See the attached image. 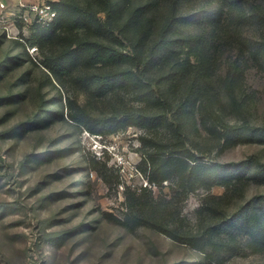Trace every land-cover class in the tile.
I'll return each mask as SVG.
<instances>
[{
  "label": "trees",
  "instance_id": "16d2710c",
  "mask_svg": "<svg viewBox=\"0 0 264 264\" xmlns=\"http://www.w3.org/2000/svg\"><path fill=\"white\" fill-rule=\"evenodd\" d=\"M194 1L50 0L54 19L28 24V40L53 77L59 83L70 80L87 101L115 93L132 96L131 109L98 118L88 102L79 106L66 97L71 109L72 103L78 105L67 116L90 133H113L130 125L168 129L163 148L145 152L141 171L150 184L170 181V197L160 202L145 193L146 187H125L126 210L118 222L129 228L147 225L201 251L205 264H223L230 255L264 253V192L235 211L221 209V216L195 230L179 225L174 202L199 187L221 186L222 193L208 194L201 202V209L215 212L211 204L227 206L243 195L253 168L264 174V164L253 156L234 164L203 160L187 140L194 129L223 147L264 135V128L228 122L222 112L227 101L241 104L240 83L248 67L264 73V0H215L209 8H197L202 2H196L192 12ZM54 117L63 113L36 117L21 128Z\"/></svg>",
  "mask_w": 264,
  "mask_h": 264
},
{
  "label": "rangeland",
  "instance_id": "374dc122",
  "mask_svg": "<svg viewBox=\"0 0 264 264\" xmlns=\"http://www.w3.org/2000/svg\"><path fill=\"white\" fill-rule=\"evenodd\" d=\"M7 1L0 13V264H205L203 253L189 244L147 225L129 228L117 220L126 210L125 187H146L145 193L160 202L170 197V181L150 184L141 171L145 152L163 148L168 129L130 125L96 135L69 119L73 106L88 102L98 118L130 108L132 96L115 93L87 101L70 80L59 83L42 65V53L30 45L31 27L16 22L17 0ZM214 1L196 0L189 7L202 2L197 8H209ZM14 56L19 63L5 61ZM240 86L241 104L226 100L225 120L264 128V73L248 67ZM66 97L78 105L72 103L71 109ZM53 112L63 117L21 128ZM187 140L203 160L234 164L253 156L264 164V135L223 147L194 129ZM250 175L243 195L227 206L211 204L215 212L201 209V202L208 194L222 193L221 186L180 194L174 202L180 209L179 225L198 229L221 216V209L235 211L263 193L264 174L253 168ZM223 264H264V253L230 255Z\"/></svg>",
  "mask_w": 264,
  "mask_h": 264
},
{
  "label": "built area",
  "instance_id": "2783aa9c",
  "mask_svg": "<svg viewBox=\"0 0 264 264\" xmlns=\"http://www.w3.org/2000/svg\"><path fill=\"white\" fill-rule=\"evenodd\" d=\"M50 0H17L18 12L17 20L26 24L36 21L41 24H47L52 21L56 15V10L52 7ZM9 3L7 0H0V13L3 12Z\"/></svg>",
  "mask_w": 264,
  "mask_h": 264
}]
</instances>
